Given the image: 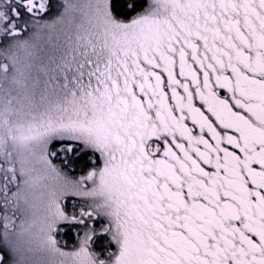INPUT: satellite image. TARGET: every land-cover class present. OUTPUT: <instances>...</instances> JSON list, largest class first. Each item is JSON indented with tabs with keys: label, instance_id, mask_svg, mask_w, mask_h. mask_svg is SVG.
I'll return each instance as SVG.
<instances>
[{
	"label": "snow or ice",
	"instance_id": "1",
	"mask_svg": "<svg viewBox=\"0 0 264 264\" xmlns=\"http://www.w3.org/2000/svg\"><path fill=\"white\" fill-rule=\"evenodd\" d=\"M0 264H264V0H0Z\"/></svg>",
	"mask_w": 264,
	"mask_h": 264
}]
</instances>
